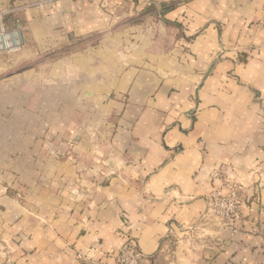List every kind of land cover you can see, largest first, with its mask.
Returning a JSON list of instances; mask_svg holds the SVG:
<instances>
[{
	"label": "crops",
	"instance_id": "0c3cea01",
	"mask_svg": "<svg viewBox=\"0 0 264 264\" xmlns=\"http://www.w3.org/2000/svg\"><path fill=\"white\" fill-rule=\"evenodd\" d=\"M39 2L0 0L25 43L0 65V264H116L128 241L139 264H264V0ZM138 20L159 32L82 47ZM220 168L234 234L206 214Z\"/></svg>",
	"mask_w": 264,
	"mask_h": 264
},
{
	"label": "built area",
	"instance_id": "2783aa9c",
	"mask_svg": "<svg viewBox=\"0 0 264 264\" xmlns=\"http://www.w3.org/2000/svg\"><path fill=\"white\" fill-rule=\"evenodd\" d=\"M6 12H0V52L15 53L22 49L19 36V22L14 21L12 29H6L2 18ZM212 190L207 196V215L219 221L231 234L238 231L242 218V196L244 187L224 169L214 170L209 175ZM139 252L136 245L128 241L118 251L116 264H139Z\"/></svg>",
	"mask_w": 264,
	"mask_h": 264
},
{
	"label": "rangeland",
	"instance_id": "374dc122",
	"mask_svg": "<svg viewBox=\"0 0 264 264\" xmlns=\"http://www.w3.org/2000/svg\"><path fill=\"white\" fill-rule=\"evenodd\" d=\"M50 1H53V0H40L39 4L42 5L44 3H48ZM0 12H6V16L8 15L9 11L7 10H4V11H0ZM5 15V14H4ZM3 15V18H2V21H3V24L5 26L6 29H12L13 28V25H14V21H18V20H14L13 23H11L10 19L7 18L6 16ZM6 17V18H5ZM19 22V21H18ZM142 26H145L146 28V31L149 30V28L151 27L152 28V32H159L158 28L156 27L157 25H155L154 23H150L148 22V25L144 23V21H135L133 23H128L122 27H119V28H116L114 30H112L111 34H108V35H103L101 37H95L94 39H92L91 41H89L88 43L82 45V47H106V46H109L112 42H114L115 44L118 43V46H120V44H123V42L125 41L123 38L126 37V36H122V39L121 36H120V33H134L136 28L137 27H142ZM19 28H20V33H19V36L22 40V49L18 52H15V53H7V52H0V65L3 63L5 64H13V59L15 56H18L20 54L23 53V50H24V47H25V43H24V38H23V32H22V26L20 25L19 23ZM123 40V41H122ZM80 42L81 41H74V44H76L75 46H79L77 47L75 50L73 51H77L79 48H80ZM74 44H72L74 46ZM68 46H71V45H68ZM58 56H55V57H52V58H57ZM48 56H35L34 59H36L37 61L39 60H47ZM51 58V59H52ZM28 59V58H27ZM24 60H26V57H24ZM12 69V68H11ZM9 73V71L7 72Z\"/></svg>",
	"mask_w": 264,
	"mask_h": 264
}]
</instances>
